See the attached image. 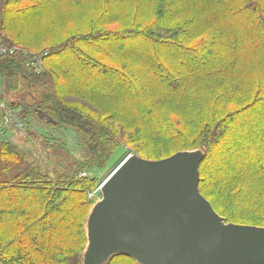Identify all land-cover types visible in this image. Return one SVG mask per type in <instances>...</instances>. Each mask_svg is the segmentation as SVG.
I'll return each mask as SVG.
<instances>
[{
  "label": "trees",
  "instance_id": "16d2710c",
  "mask_svg": "<svg viewBox=\"0 0 264 264\" xmlns=\"http://www.w3.org/2000/svg\"><path fill=\"white\" fill-rule=\"evenodd\" d=\"M148 7L139 0H0L1 42L48 51L42 73L26 70L20 58L0 56V79L10 80L15 97L10 104L38 120L42 110L56 121L47 124L77 130L91 154L85 161L71 158L65 143H55V153L69 156L71 165L52 176L0 136V264H83L94 204L89 193L97 183L79 172L108 165L130 122L135 142L146 144L158 131L159 142L182 145L176 152L205 148L202 194L228 222L264 226V124L258 118L264 109V0H150ZM140 39V51L153 54L144 67L130 46ZM170 48L179 68L170 65ZM214 50L222 54L213 56ZM199 54L203 59L194 61ZM207 59L221 65L209 69ZM246 65L259 80L234 96L231 81ZM205 78L212 81L208 104L184 113L198 101L190 86ZM240 144L246 147L237 151ZM216 155L223 160L219 167ZM247 204L263 215L240 220L234 212L245 215ZM119 261L139 264L127 255L107 264Z\"/></svg>",
  "mask_w": 264,
  "mask_h": 264
},
{
  "label": "water",
  "instance_id": "95a60500",
  "mask_svg": "<svg viewBox=\"0 0 264 264\" xmlns=\"http://www.w3.org/2000/svg\"><path fill=\"white\" fill-rule=\"evenodd\" d=\"M11 94L10 80H4ZM41 120L54 124L49 114ZM205 148L161 159L128 155L104 180L86 221L83 264H264V226L228 222L200 190Z\"/></svg>",
  "mask_w": 264,
  "mask_h": 264
},
{
  "label": "rangeland",
  "instance_id": "374dc122",
  "mask_svg": "<svg viewBox=\"0 0 264 264\" xmlns=\"http://www.w3.org/2000/svg\"><path fill=\"white\" fill-rule=\"evenodd\" d=\"M157 1L159 0H153L154 5H156ZM139 2H140V5L144 7L145 9L149 8L148 5H149L150 0H139ZM130 46L133 49H136L137 51H139L137 52V59H136L137 66L140 65L141 67H144L143 63L148 62L147 60L144 61L146 57L149 55H151V57L153 56V54H150L149 52L140 51L145 46L144 40H141V39L136 40V43L131 44ZM175 50L176 49L174 48L173 49L170 48L168 51L170 54V59H171L170 65L174 68H179L180 65L178 61H176L177 60L176 58L178 57L174 53L177 51ZM222 51L223 49H221V52ZM180 52L181 51H179L178 54H180ZM214 52L216 53V50H214L213 53ZM220 53H216V55H213V56L217 57V54H220ZM246 53H247V50L245 48L244 53H243L245 55V58L247 55ZM196 59L202 60L203 56L199 54V56H196L194 58V61H196ZM207 61L208 59L206 60L205 64L207 67H209V69H215L219 67V65H221V63L215 62V60L213 59H210L208 62ZM247 68H248L247 65L242 68L241 74L238 76L239 79L235 77V79L231 81L233 86L236 87V89L233 91L234 96H240L243 93V91L238 92V89H241V86L243 88V85L245 83L248 82L250 84H255L259 80L257 77L256 78L251 77L247 72ZM255 68L256 67L253 66V69ZM184 69L186 72L188 71V68H184ZM184 75L187 76V74H184ZM248 75L250 76V78L249 80H246L245 76H248ZM209 79L210 78H205L202 81H200L201 83L200 82L198 83L196 81V86L194 84L190 86V88L193 86L196 87L191 91L190 95H193V91L196 90V93H197L196 100L198 101L197 102L194 101V103L188 109H186L184 113L196 114L200 109L197 107V103L201 106V108L205 106L206 104H208V101L211 95V89H212V87H209V83L212 84V81L208 82ZM172 82H174V80ZM205 82H208V84L206 85ZM152 84H150L149 86H151ZM214 87H217V86H214ZM218 88L221 90L224 89L222 85L218 86ZM163 94L167 95V93L165 92H163ZM159 96L162 97V95H159ZM14 99L15 97L13 95L6 94V100L8 103H11L12 100ZM127 107H130V106H127ZM19 110L21 111V113H23L22 109H19ZM173 111L174 109L172 110V112ZM173 115H174V112H173ZM258 118L262 119L260 122L263 125L264 124V109L261 108ZM27 119L28 120L26 122V127L23 130L9 132L6 135L5 139L6 140L10 139V141L15 142L16 144L21 146L27 152L29 156L28 159L40 164L45 172H49L52 174V176H54L55 172L63 170L66 167H70L71 165V162L67 161V159H70L69 156L66 155L67 159L65 160L62 156H59L55 153L54 145L55 143L60 142V141L65 143L68 149L67 152H70L71 158L75 156L77 157V159H81L82 161H85L91 158L90 151L88 150L86 144L83 143L85 141L83 138V135L81 133H78L77 130L72 129L70 127H65L62 125L51 126L47 124L46 121L38 120L35 116L33 117L27 116ZM168 119H171L168 115L162 116V120L166 121ZM134 124L135 123L133 122L128 123L129 126L128 127L125 126L123 133H120L119 135V138L121 141L120 146L118 150L116 151L115 155L113 156L112 161L108 165H106L105 167L103 166L101 169H83L82 170L83 172L86 171L88 173V176H87L88 178H94L96 180L97 186L95 188L101 185L100 183H103L104 180L110 175V173L130 154H136L139 156L142 155L144 157L161 159V158H165L167 155H170L176 152V150L182 147V145L180 144L159 142L154 137L158 135V131L157 133H154V136H152V138L149 137L150 141L149 142L147 141L146 144H142L137 141L135 142L133 141V137L128 136L129 132L135 126ZM117 125L120 127V123H117ZM189 125L193 127V124H189ZM238 141H240V139ZM229 143L228 144L226 143L225 145L230 146ZM244 146L240 144L241 148L239 149L237 145L236 147L232 148V152L235 151L237 148H238L237 151L242 150V148L246 147ZM222 161L223 160H222L221 155H216L215 162H218V163H215V164L216 165L218 164V167L220 166V164H222ZM82 171L79 172V177ZM99 197H100V194L98 193V195L94 199L97 200ZM217 206L219 208L218 210H220L221 212L225 214H228V211H229L228 209L222 207L220 204H217ZM247 207L249 208V210L247 211L244 210L245 215H242L239 209L235 210L234 215L240 218V220H244V221H247V219L255 218L257 216L261 217L263 215L261 214L262 212L260 211L261 207H254L250 205H248ZM117 264H127V263L125 261H119Z\"/></svg>",
  "mask_w": 264,
  "mask_h": 264
},
{
  "label": "built area",
  "instance_id": "2783aa9c",
  "mask_svg": "<svg viewBox=\"0 0 264 264\" xmlns=\"http://www.w3.org/2000/svg\"><path fill=\"white\" fill-rule=\"evenodd\" d=\"M48 51L35 52L23 47L20 44H7L0 41V56L20 58L25 61L26 69L31 73H42L46 69L45 59ZM27 116L17 108H14L6 100V93L3 81L0 79V136L4 137L9 132L23 130L26 127ZM87 177L85 171L80 174ZM100 187L91 195L97 196Z\"/></svg>",
  "mask_w": 264,
  "mask_h": 264
},
{
  "label": "bare ground",
  "instance_id": "6f19581e",
  "mask_svg": "<svg viewBox=\"0 0 264 264\" xmlns=\"http://www.w3.org/2000/svg\"><path fill=\"white\" fill-rule=\"evenodd\" d=\"M81 177V176H80ZM101 184V183H100ZM100 187V191H99V194H100V197L97 199V200H100L101 198H102V189H101V187H102V184L101 185H99L95 190H93L92 192H90L89 193V197L91 198V199H93L95 202H97V200L96 199H94V198H96V196H91L98 188Z\"/></svg>",
  "mask_w": 264,
  "mask_h": 264
},
{
  "label": "crops",
  "instance_id": "0c3cea01",
  "mask_svg": "<svg viewBox=\"0 0 264 264\" xmlns=\"http://www.w3.org/2000/svg\"><path fill=\"white\" fill-rule=\"evenodd\" d=\"M31 50V49H30ZM32 51H34V50H32Z\"/></svg>",
  "mask_w": 264,
  "mask_h": 264
}]
</instances>
